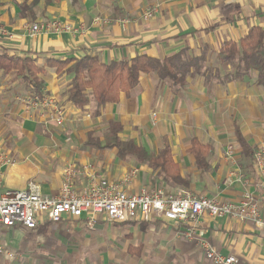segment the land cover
<instances>
[{
  "label": "crops",
  "instance_id": "obj_1",
  "mask_svg": "<svg viewBox=\"0 0 264 264\" xmlns=\"http://www.w3.org/2000/svg\"><path fill=\"white\" fill-rule=\"evenodd\" d=\"M154 4L159 5V11L143 19V10ZM94 18L108 22L94 25ZM51 19L75 27L82 24L85 31L28 36L27 27ZM0 23L12 34L11 39L0 38V55L29 57L39 67H45L48 59L84 56H94L105 64L137 56L163 59L177 53L197 59L196 68L185 75L183 86H174L154 72L141 73L128 94L121 93L117 102L98 109L93 100L82 109L72 106L66 97L70 76L44 68L39 76L44 83L42 93L63 107L61 127L44 125L37 111L27 113L21 99L31 93L30 89L14 72L0 70V152H7L12 159L3 168L2 189L25 190L29 183H35L41 194L56 196L66 166L88 165L98 179L121 180L135 171L127 185L132 194L143 189L172 195L188 192L239 203L249 192L264 216V178L258 175L236 136L238 130L252 154L264 144V86L255 83V73L234 77V68L220 64L216 58L225 43H238L250 28L264 31V0H0ZM212 57L217 65L211 67ZM109 121L120 124L121 141H132L149 154H157L167 143L187 185L175 186L147 164L119 158L115 149L86 145L89 135L103 140ZM192 140L208 148L205 170L196 166L190 152ZM228 146L233 148L229 158L225 156ZM239 173L241 181L232 179L228 183L231 175ZM87 185L88 180L79 177L75 189L81 191ZM87 220L83 214L58 224L43 226L46 221H42L33 231L18 226L3 228L36 238L39 235H32L35 231L45 234L78 229L80 222L93 228L104 222L100 215L94 223ZM128 223L135 224L131 229H127L131 225H123L126 229L122 234H132L125 245L133 243L139 255H127L124 264H211L198 241L185 238L182 225L162 219L140 222V226L138 222ZM197 233L214 250L234 256L239 264H264V233L251 222L204 215ZM30 239L20 240L22 249L27 242L34 244ZM33 256H39L40 264L51 259L47 255ZM5 258H0V264H5Z\"/></svg>",
  "mask_w": 264,
  "mask_h": 264
},
{
  "label": "built area",
  "instance_id": "obj_2",
  "mask_svg": "<svg viewBox=\"0 0 264 264\" xmlns=\"http://www.w3.org/2000/svg\"><path fill=\"white\" fill-rule=\"evenodd\" d=\"M159 11V5L146 7L141 16L148 20ZM107 23L108 21L94 18L92 24ZM125 22V21H122ZM28 36L35 38L39 35H72L82 34L85 27L81 24L75 27L71 23L51 19L34 23L27 27ZM0 38L11 39L12 34L0 23ZM25 111H37L43 124L61 127L65 113L63 107L51 96L42 93H29L21 99ZM233 148L228 146L226 157H231ZM12 159L8 154L0 153V227H21L29 231L36 229L42 221L52 224L69 222L82 217H88V224L94 223L98 215L109 224L128 222H149L162 219L185 227L183 234L186 239L198 241V244L208 262L211 264H239L234 256H224L214 250L205 240L198 238L197 228L201 218L208 215L211 218L229 217L244 222H251L264 233V216L254 197L245 192L239 203L221 202L206 197H196L188 192L175 195L162 190H141L136 194L127 191V185L135 171L125 175L121 180L98 179L88 165H68L63 169L62 184L56 196L40 193L39 186L29 183L25 190L2 189L1 179L3 168ZM253 166L258 175L264 178V144L258 145L253 152ZM79 177H85L88 185L81 191L75 189V182ZM241 181L239 173L231 175L228 183ZM264 189V184H263ZM12 258L5 251L0 240V258Z\"/></svg>",
  "mask_w": 264,
  "mask_h": 264
},
{
  "label": "trees",
  "instance_id": "obj_3",
  "mask_svg": "<svg viewBox=\"0 0 264 264\" xmlns=\"http://www.w3.org/2000/svg\"><path fill=\"white\" fill-rule=\"evenodd\" d=\"M216 58L220 64L234 68V77L255 73V83L264 86V31L262 29L250 28L246 36L238 43H225ZM196 62L195 58L185 59L181 53H177L163 59L137 56L130 61L108 64L100 62L94 56H84L79 59H48L45 67H39L29 57L0 55V70L5 73L14 72L22 79L26 88L36 95H41L44 88V83L39 77L45 72L44 68L66 74L70 76L66 89L69 103L75 108L82 109L93 100L98 109L105 104L117 102L121 93L128 94L136 86L141 73L154 72L160 79L167 80L174 86H183L185 75L190 68H196ZM120 130L121 126L118 122L109 121L107 129L103 132V140L100 141L89 135L86 145L99 149H115L119 158H133L141 164H147L171 184L181 187L187 185L179 175L178 166L172 161L171 150L167 143H164L157 154H149L132 141H121L118 137ZM236 136L242 151L253 161V154L238 130H236ZM190 152L198 169L208 168L207 147L192 140ZM49 224L46 221L43 226Z\"/></svg>",
  "mask_w": 264,
  "mask_h": 264
},
{
  "label": "rangeland",
  "instance_id": "obj_4",
  "mask_svg": "<svg viewBox=\"0 0 264 264\" xmlns=\"http://www.w3.org/2000/svg\"><path fill=\"white\" fill-rule=\"evenodd\" d=\"M182 56L185 59L186 57H190L184 54H182ZM214 59L215 58L212 57V62L210 63L211 67L217 65ZM71 223L69 225H71ZM127 224L131 225L127 226V229H131L132 225L135 223L109 224L106 222H98L91 228V226H84L80 222L78 229L69 228L64 231L59 229V231L55 230V232L52 233L47 231L45 234H38L35 231V234L32 235H39V237L36 238L27 236V234H23L22 232H17L16 234L13 230L10 231L11 229L0 227V240L2 245L5 251L12 255V261H7L8 259L5 258L6 260H4V263L40 264L41 262L39 261H41V259L39 256H33L38 254L47 255V257L49 256L51 258H48V260L46 258L42 264H124L127 255L131 257L133 255H139L137 254L138 251L132 248L133 243L128 246L125 245L127 240L132 239L131 233L122 234L126 229V226L123 225ZM138 225L140 226V223H138ZM121 226L124 228H121ZM114 227L116 230L111 231L110 229H114ZM107 230H109L110 234H114L115 231L117 235H109ZM53 233L55 235H53ZM23 238L24 241L27 239L31 240L30 238H32L34 244L27 242L28 245L26 244L25 247V249H27H22L23 246L21 245L23 244L20 240ZM18 240L21 243H18ZM126 248L129 250L126 251ZM109 255L113 257L110 258ZM106 256L108 261L107 258H105ZM34 258L38 259L35 260Z\"/></svg>",
  "mask_w": 264,
  "mask_h": 264
}]
</instances>
